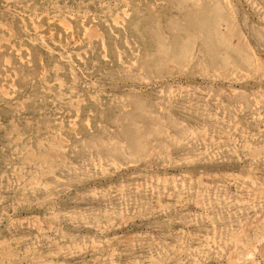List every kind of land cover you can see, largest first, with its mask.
<instances>
[{
  "label": "rangeland",
  "instance_id": "rangeland-1",
  "mask_svg": "<svg viewBox=\"0 0 264 264\" xmlns=\"http://www.w3.org/2000/svg\"><path fill=\"white\" fill-rule=\"evenodd\" d=\"M0 264H264V0H0Z\"/></svg>",
  "mask_w": 264,
  "mask_h": 264
},
{
  "label": "bare ground",
  "instance_id": "bare-ground-1",
  "mask_svg": "<svg viewBox=\"0 0 264 264\" xmlns=\"http://www.w3.org/2000/svg\"><path fill=\"white\" fill-rule=\"evenodd\" d=\"M64 22V21H63ZM37 23V22H36ZM61 23V22H60ZM64 24V23H63ZM61 25H62V23H61ZM65 27V26H64ZM68 29V28H67ZM35 32H37V31H35ZM90 32V31H89ZM92 38V37H91ZM62 141H63V139H61ZM64 145V144H63ZM65 146H63V148H64ZM57 154V153H56ZM60 154V153H59ZM52 164V163H51Z\"/></svg>",
  "mask_w": 264,
  "mask_h": 264
}]
</instances>
